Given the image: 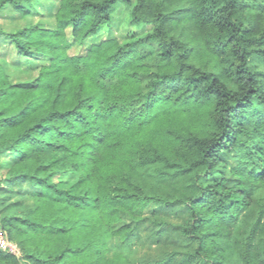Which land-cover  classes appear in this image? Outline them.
Here are the masks:
<instances>
[{
    "label": "trees",
    "instance_id": "1",
    "mask_svg": "<svg viewBox=\"0 0 264 264\" xmlns=\"http://www.w3.org/2000/svg\"><path fill=\"white\" fill-rule=\"evenodd\" d=\"M120 3L135 29L125 42L109 28ZM262 10L264 0H0L11 25L0 47L16 57L9 72L0 52V190L36 188L27 215L0 219L21 252L0 248V264H133L110 243L130 247L144 227L163 240L144 264H264ZM227 152L233 187L215 177Z\"/></svg>",
    "mask_w": 264,
    "mask_h": 264
},
{
    "label": "rangeland",
    "instance_id": "2",
    "mask_svg": "<svg viewBox=\"0 0 264 264\" xmlns=\"http://www.w3.org/2000/svg\"><path fill=\"white\" fill-rule=\"evenodd\" d=\"M260 14L264 16V10L259 11ZM130 18V9L127 10L125 5L118 4L115 14L112 18V26L110 28V32L113 37L118 38L121 42H125L128 39V34L131 31H135L129 24ZM40 19V16H37L35 20ZM8 18L0 17V27L9 28L11 25ZM105 36V35H104ZM77 48L71 50V53H76ZM10 51V50H9ZM1 55H4L6 58L7 70L12 72V66L10 64H14L15 55L7 54V46L0 47ZM8 63V64H7ZM37 69L35 68V72ZM36 74V73H35ZM219 158L221 160V164L218 169L219 172L215 175L216 179L224 180L227 187H233L237 184V177L234 175L233 169L238 164V158L233 153H224L220 154ZM36 188L29 181H19L15 183H2V189L0 190V219L4 217H10L12 215H27L34 208V193ZM148 216L158 215L160 217H166L171 219L172 221L182 222L185 218V212L182 207L171 209L170 212L165 208H149L147 211ZM5 237L7 240L8 236L6 232L2 229L0 225V238ZM157 237V236H156ZM154 233L151 232L148 228H143L140 231V234L133 241L132 245L124 246L120 244L118 239H113L110 243L111 251L117 252L121 250L125 256L133 263V264H144L147 262H151L152 259L158 258L160 254H158L160 250V242L163 240H158L155 242ZM170 241L174 239V236H169ZM10 241V240H9ZM174 242L176 240H173ZM20 252L18 245L11 241ZM163 250V249H162ZM21 253V252H20Z\"/></svg>",
    "mask_w": 264,
    "mask_h": 264
},
{
    "label": "built area",
    "instance_id": "3",
    "mask_svg": "<svg viewBox=\"0 0 264 264\" xmlns=\"http://www.w3.org/2000/svg\"><path fill=\"white\" fill-rule=\"evenodd\" d=\"M0 248L4 250H8L13 254L20 255L17 246H15L11 241L7 240L5 237L0 238Z\"/></svg>",
    "mask_w": 264,
    "mask_h": 264
}]
</instances>
